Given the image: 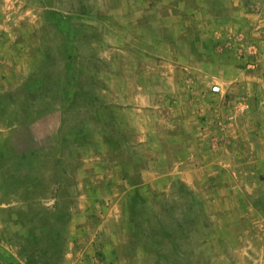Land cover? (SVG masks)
I'll return each mask as SVG.
<instances>
[{
    "label": "rangeland",
    "instance_id": "374dc122",
    "mask_svg": "<svg viewBox=\"0 0 264 264\" xmlns=\"http://www.w3.org/2000/svg\"><path fill=\"white\" fill-rule=\"evenodd\" d=\"M1 264H264V0H0Z\"/></svg>",
    "mask_w": 264,
    "mask_h": 264
},
{
    "label": "trees",
    "instance_id": "16d2710c",
    "mask_svg": "<svg viewBox=\"0 0 264 264\" xmlns=\"http://www.w3.org/2000/svg\"><path fill=\"white\" fill-rule=\"evenodd\" d=\"M1 264V263H0Z\"/></svg>",
    "mask_w": 264,
    "mask_h": 264
}]
</instances>
